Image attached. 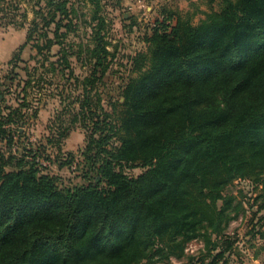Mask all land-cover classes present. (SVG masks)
<instances>
[{"label": "trees", "instance_id": "obj_1", "mask_svg": "<svg viewBox=\"0 0 264 264\" xmlns=\"http://www.w3.org/2000/svg\"><path fill=\"white\" fill-rule=\"evenodd\" d=\"M105 8L36 0L32 21L11 20L28 31L0 65V264H240L231 221L249 212L264 239V0H223L198 23L164 7L114 79ZM77 127L85 147L66 153ZM237 179L254 181L253 200Z\"/></svg>", "mask_w": 264, "mask_h": 264}, {"label": "rangeland", "instance_id": "obj_2", "mask_svg": "<svg viewBox=\"0 0 264 264\" xmlns=\"http://www.w3.org/2000/svg\"><path fill=\"white\" fill-rule=\"evenodd\" d=\"M12 1L15 4L16 2H20L22 0ZM25 1L27 3L30 0ZM111 1L112 0H104L106 5L104 13L109 18L107 27L108 36L111 40L109 48L115 53L112 71L115 72L116 70H119L118 73H113L114 77H111L113 79L117 78V75L127 72V68L124 65L128 62L129 56H132L137 51L144 50L146 48L145 36L152 32L155 20L162 17L164 7H166L165 9L167 10L170 8L176 9L183 15L186 13L193 14V22L198 23L201 19L206 17L207 12L220 9L223 3V0H121L120 3L116 2V0ZM35 3L36 0H32L30 1L31 7L29 4L27 5L28 8H31L30 14L29 11L26 10V21L28 22L32 21L35 17L34 11L32 10L33 4ZM18 9L19 8L12 7L11 10L17 12ZM1 15L2 13H0V16ZM8 31L9 29L7 26L0 24V39L1 37L18 39V33H13L14 30H10V32ZM0 57L2 59L5 58L3 55H0ZM0 63L2 70L5 71L7 68V62L0 60ZM75 68L77 74H84V71L79 64L76 65ZM121 100H123V98ZM43 118L45 117L43 116ZM28 132L31 140H44L43 136L47 134V131H44L42 124L34 127L32 126V128H29ZM85 144L86 133L82 128L77 127L66 139L64 151L66 153L71 152L79 155L85 147ZM53 172L60 175L67 184L84 182L80 173L81 171L75 169V167L69 169L66 166L61 168L60 166L55 165ZM141 172L142 168H133L129 170V173L135 175L140 174ZM253 183L254 181L252 179H237L235 184L231 187V190L233 192H238L240 189H243V193L246 195L245 198L250 197L251 200H253L254 196L258 194V191H252ZM263 212H261V214ZM251 217L252 215L249 212H247L246 215L241 214L239 217L234 218L231 221L228 228L230 233L236 232L240 238V251L237 256V259H240L241 261L240 264L252 260L256 253H258L257 257H262L264 259L263 249L258 251V249L264 245V239H261L260 236L254 237L251 233H249L251 230V226H249ZM202 247L203 242L200 239H195L188 243L186 251L189 254H195ZM184 260L185 258L174 259L173 262L174 264H182L185 262Z\"/></svg>", "mask_w": 264, "mask_h": 264}, {"label": "crops", "instance_id": "obj_3", "mask_svg": "<svg viewBox=\"0 0 264 264\" xmlns=\"http://www.w3.org/2000/svg\"><path fill=\"white\" fill-rule=\"evenodd\" d=\"M28 4L30 5V1L26 3L25 0H22L20 2H16L15 4L13 3L12 0H1L0 1V7L2 8V10L0 12V13H2V15L0 16V24L7 26L9 29L8 32H10V30L11 31L14 30L13 33L16 32L19 34L18 39L1 37V39H0V55L1 56L3 55V57H5V58L2 59L0 57V60L3 62L4 61L8 62L12 58L15 51H17V49L22 44H24V42L26 41V38H27V31H28L26 26L18 27V28L13 26V23L11 22V20H17V22H19V23H22V22L26 23V20L21 19L20 16H17L14 19H12V18H10L9 13H11V15H13L15 13L19 14V12H26V10H28L29 14H30L31 8H28V6H27ZM13 5H16L19 8L17 10V12L11 10ZM30 7H31V5H30ZM4 14H6V16ZM55 49H58V47L56 46ZM35 52L36 51L32 47L27 46L23 51V57L28 59L31 56V54H33ZM58 103L59 102L56 99L50 100L49 103L44 108H42L40 110L39 118L36 120L33 127L42 124L44 131H47V129H46L47 123H48L49 119L51 118L53 111H54L55 107L58 105ZM43 116L45 118H43ZM262 251L264 252V249ZM243 264H264V259L262 257H256V258L253 257L252 260L247 261Z\"/></svg>", "mask_w": 264, "mask_h": 264}, {"label": "water", "instance_id": "obj_4", "mask_svg": "<svg viewBox=\"0 0 264 264\" xmlns=\"http://www.w3.org/2000/svg\"><path fill=\"white\" fill-rule=\"evenodd\" d=\"M0 97H1V95H0Z\"/></svg>", "mask_w": 264, "mask_h": 264}]
</instances>
